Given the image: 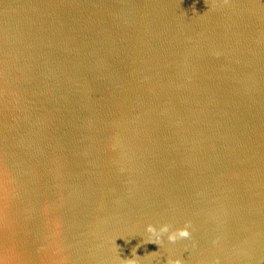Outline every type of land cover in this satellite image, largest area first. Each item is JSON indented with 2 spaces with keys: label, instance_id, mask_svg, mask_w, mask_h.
<instances>
[{
  "label": "water",
  "instance_id": "water-1",
  "mask_svg": "<svg viewBox=\"0 0 264 264\" xmlns=\"http://www.w3.org/2000/svg\"><path fill=\"white\" fill-rule=\"evenodd\" d=\"M0 165V264H264V0H0Z\"/></svg>",
  "mask_w": 264,
  "mask_h": 264
},
{
  "label": "clouds",
  "instance_id": "clouds-1",
  "mask_svg": "<svg viewBox=\"0 0 264 264\" xmlns=\"http://www.w3.org/2000/svg\"><path fill=\"white\" fill-rule=\"evenodd\" d=\"M224 3H229V0H224ZM2 166V165H0ZM0 187H2V182H0ZM2 212V210H0ZM191 221L186 222L185 226L182 228H176L173 229V226L171 224H163L159 228H157L153 224H148L146 231L151 234L150 239L147 242L155 243L157 245H162L164 241L165 235L167 236V239L171 243H175L178 240L182 239H188L191 238L192 232H191ZM136 250L133 249V255L135 256ZM156 252L151 253L155 254ZM122 264H138V259H127L123 260ZM167 264H185V261L182 258H168ZM215 264H219V261L217 260Z\"/></svg>",
  "mask_w": 264,
  "mask_h": 264
}]
</instances>
